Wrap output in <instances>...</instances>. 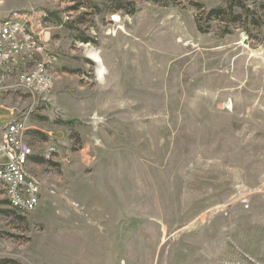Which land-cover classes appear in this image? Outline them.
I'll return each instance as SVG.
<instances>
[{
    "label": "rangeland",
    "instance_id": "obj_1",
    "mask_svg": "<svg viewBox=\"0 0 264 264\" xmlns=\"http://www.w3.org/2000/svg\"><path fill=\"white\" fill-rule=\"evenodd\" d=\"M119 1L137 13L0 0L58 56L47 97L0 95V128L25 121L51 157L31 169L41 205L0 215V262L264 264V22H207L226 0Z\"/></svg>",
    "mask_w": 264,
    "mask_h": 264
},
{
    "label": "built area",
    "instance_id": "obj_2",
    "mask_svg": "<svg viewBox=\"0 0 264 264\" xmlns=\"http://www.w3.org/2000/svg\"><path fill=\"white\" fill-rule=\"evenodd\" d=\"M42 26L26 13L0 19V95L44 98L53 89L58 56L47 48L43 32H37ZM28 136L25 121L0 128V215L30 214L41 205V186L30 171L36 154Z\"/></svg>",
    "mask_w": 264,
    "mask_h": 264
},
{
    "label": "trees",
    "instance_id": "obj_3",
    "mask_svg": "<svg viewBox=\"0 0 264 264\" xmlns=\"http://www.w3.org/2000/svg\"><path fill=\"white\" fill-rule=\"evenodd\" d=\"M114 1L117 3V7L115 10L116 12L126 10V13L130 16H133L137 13L135 5H133V3H123L119 0H114ZM147 1L155 3V4H160L164 7H169L172 4L173 5L176 4L173 1L170 2L171 0H147ZM226 1L228 3L227 7H219V8H215L209 11L207 15V19H208L207 22L221 21L223 23H226L227 27L229 28L232 24H238L244 21L243 24L246 27L247 31H249V25L253 27L262 28L263 24L261 23V20L262 22H264L263 17L259 16V14L256 11H252L250 8H248L243 0H226ZM192 4L194 7H196L199 10L203 9V5L199 3L192 2ZM128 7H131V8L129 9ZM237 8L241 9V12L243 13H237L235 11V9ZM262 9L264 10V6ZM205 12L206 11H203L202 13L205 14ZM250 17H253V20L249 23ZM198 28L201 33H206L208 31L206 29H203V27L200 26V24L198 25ZM81 40L84 43L90 42V39L88 38H83ZM50 159L51 158L46 159L44 157L36 156L34 158V161L38 164H44V163L50 162ZM15 214L16 213L13 211L6 213V215L8 216L15 215ZM22 216L23 215H20V218ZM5 263H7V261L5 260L0 262V264H5Z\"/></svg>",
    "mask_w": 264,
    "mask_h": 264
},
{
    "label": "crops",
    "instance_id": "obj_4",
    "mask_svg": "<svg viewBox=\"0 0 264 264\" xmlns=\"http://www.w3.org/2000/svg\"><path fill=\"white\" fill-rule=\"evenodd\" d=\"M26 14H29V13H26ZM30 15H33V14H30ZM35 16V15H34ZM6 17H9V16H6ZM6 17H4V18H6ZM0 19H3V18H0ZM43 28V27H42ZM41 29V28H40ZM37 32L38 33H40V32H43L42 30H39V28L37 27ZM43 37L45 38V32H43ZM48 42V41H47ZM49 43V42H48ZM12 122V121H11ZM36 157V156H35ZM34 157V158H35ZM42 157H44L43 155H42ZM34 158H33V164L31 165V167H30V171H31V169L34 167V166H39L40 164H38V163H36L35 161H34ZM45 158V157H44Z\"/></svg>",
    "mask_w": 264,
    "mask_h": 264
},
{
    "label": "bare ground",
    "instance_id": "obj_5",
    "mask_svg": "<svg viewBox=\"0 0 264 264\" xmlns=\"http://www.w3.org/2000/svg\"><path fill=\"white\" fill-rule=\"evenodd\" d=\"M93 58L95 59V61L97 63H101V60L97 56L96 57L94 56ZM98 75H100V78L103 76V69L102 68L99 70V74Z\"/></svg>",
    "mask_w": 264,
    "mask_h": 264
}]
</instances>
